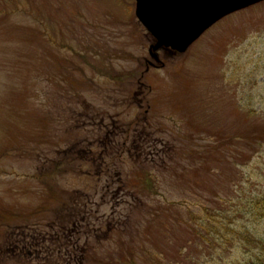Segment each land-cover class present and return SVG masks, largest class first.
<instances>
[{"label": "rangeland", "instance_id": "obj_1", "mask_svg": "<svg viewBox=\"0 0 264 264\" xmlns=\"http://www.w3.org/2000/svg\"><path fill=\"white\" fill-rule=\"evenodd\" d=\"M136 9L0 0V264H197L193 214L264 187V1L160 60Z\"/></svg>", "mask_w": 264, "mask_h": 264}, {"label": "trees", "instance_id": "obj_2", "mask_svg": "<svg viewBox=\"0 0 264 264\" xmlns=\"http://www.w3.org/2000/svg\"><path fill=\"white\" fill-rule=\"evenodd\" d=\"M118 135L120 136L119 139L123 138V134L120 131ZM130 138V135L127 136V139L123 142H117V145L121 143V149H123ZM140 139L142 138L140 137ZM140 139L133 138L130 141L129 148L133 149L134 147V150L142 149L145 142ZM133 140L135 141V146L132 144ZM111 147L114 151V147ZM115 174L118 175L119 179V174L121 173L118 171ZM145 182L147 183L148 181L145 180ZM119 190L121 192V189ZM111 192L114 193V191ZM115 192L118 191L115 190ZM217 199L220 200V205L215 204L213 198L212 208L199 209L200 212L194 213L192 216L200 228L196 233L199 242L196 243L202 247V253L200 255L183 254L197 264H222L224 261L230 264H264V225H262L264 224L262 223L264 222V187H261L259 192L253 197L243 196L241 199L243 207H239V205H221V203H227V200L222 199L219 195H217ZM127 204L128 202L124 203L125 207ZM130 206L131 209L129 208V210L123 212H118L119 208L117 209L115 205L112 207V217L115 220L117 219L116 222H120L122 215H126L128 211V215L131 217L135 209L132 203H130ZM232 206L235 208H231ZM237 245L240 247H237ZM235 252L236 254H233ZM152 257L155 264L181 263L179 258L167 259L168 257L161 253ZM132 264L134 263L132 262Z\"/></svg>", "mask_w": 264, "mask_h": 264}, {"label": "water", "instance_id": "obj_3", "mask_svg": "<svg viewBox=\"0 0 264 264\" xmlns=\"http://www.w3.org/2000/svg\"><path fill=\"white\" fill-rule=\"evenodd\" d=\"M264 0H137L136 14L154 37L149 51L185 52L227 15Z\"/></svg>", "mask_w": 264, "mask_h": 264}, {"label": "flooded vegetation", "instance_id": "obj_4", "mask_svg": "<svg viewBox=\"0 0 264 264\" xmlns=\"http://www.w3.org/2000/svg\"><path fill=\"white\" fill-rule=\"evenodd\" d=\"M151 63V62H150ZM142 140V139H140ZM144 140V141H143ZM142 141L145 142V138L143 139ZM73 234V228H69V230L67 231L66 233V236H64V238L62 237V234L57 237L58 240H55L53 241L52 245L55 247V248H58V253H64L65 250L68 251V246L70 247V239H71V236ZM35 237H32L34 238L33 240H26V237L22 240V242L20 243H23V246L28 249H31V250H37V252L41 251V252H51L52 251V247L49 245V243L47 242V245L46 244H42L41 242L40 243H37L35 241ZM18 248L20 247L19 245L17 246ZM25 249V248H24ZM30 250V251H31ZM64 261L66 262L65 264H67L68 262V254H64V257H63Z\"/></svg>", "mask_w": 264, "mask_h": 264}]
</instances>
